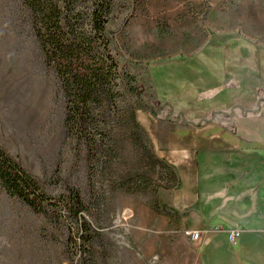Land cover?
Wrapping results in <instances>:
<instances>
[{"label": "rangeland", "instance_id": "rangeland-1", "mask_svg": "<svg viewBox=\"0 0 264 264\" xmlns=\"http://www.w3.org/2000/svg\"><path fill=\"white\" fill-rule=\"evenodd\" d=\"M112 1V49L137 88L122 96L120 116H107L109 149L90 173L85 144L66 129L65 93L30 8L0 0V145L51 197L76 189L88 222L81 230L68 212H36L1 189L0 264L182 263V215L164 211L158 199L173 184L171 171L143 121L165 127L201 99L199 80L212 73L211 61L200 59L210 46L197 55L210 37L209 0ZM194 101L190 109L200 105Z\"/></svg>", "mask_w": 264, "mask_h": 264}, {"label": "crops", "instance_id": "crops-1", "mask_svg": "<svg viewBox=\"0 0 264 264\" xmlns=\"http://www.w3.org/2000/svg\"><path fill=\"white\" fill-rule=\"evenodd\" d=\"M209 5L210 37L197 55L210 46L200 59L212 73L199 80L201 99L165 127L143 121L179 178L159 205L182 215L179 233L209 229L202 241L180 233L181 264H264V0ZM193 101L200 105L190 109ZM233 228H241L237 246Z\"/></svg>", "mask_w": 264, "mask_h": 264}, {"label": "trees", "instance_id": "trees-1", "mask_svg": "<svg viewBox=\"0 0 264 264\" xmlns=\"http://www.w3.org/2000/svg\"><path fill=\"white\" fill-rule=\"evenodd\" d=\"M30 8L33 28L44 51L47 64L52 65L65 93V126L83 142L87 151L90 173L99 154H106L104 140L109 134L105 125L107 116H120V100L137 86L127 81L119 59L112 49L108 24L114 14L112 0H23ZM193 89V88H192ZM180 91L178 95L190 90ZM184 92V93H183ZM129 115L134 116L129 111ZM174 189L179 178L174 167L168 164ZM16 196L34 211L49 210L55 215L68 212L77 226L87 231L84 201L73 189L68 198L48 195L39 182L0 145V190ZM59 213V214H58ZM82 232L81 238L90 237Z\"/></svg>", "mask_w": 264, "mask_h": 264}, {"label": "built area", "instance_id": "built-area-1", "mask_svg": "<svg viewBox=\"0 0 264 264\" xmlns=\"http://www.w3.org/2000/svg\"><path fill=\"white\" fill-rule=\"evenodd\" d=\"M185 234L188 235L191 240H204L207 236V234L209 233V229L208 228H205L203 230H194V229H191V228H186L184 230ZM240 232H241V228H233L231 230H229L228 232V235H229V240L231 241V244L233 246H237L238 243H239V235H240Z\"/></svg>", "mask_w": 264, "mask_h": 264}]
</instances>
